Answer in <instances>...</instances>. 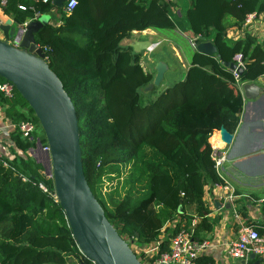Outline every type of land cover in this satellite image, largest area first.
<instances>
[{"label": "trees", "instance_id": "1", "mask_svg": "<svg viewBox=\"0 0 264 264\" xmlns=\"http://www.w3.org/2000/svg\"><path fill=\"white\" fill-rule=\"evenodd\" d=\"M6 1L0 12L16 25L38 15L58 21L42 27L35 38L78 112L84 174L119 235L131 243L138 235L133 244L138 248L160 241V251H168L170 239L191 226L193 217L186 212L194 208L201 218L194 237L203 242L200 230L213 228L205 217L204 189L224 183L209 140L222 127L236 134L244 110V98L225 64L242 54L241 82L264 77V43L250 35L232 41L227 31L242 27L249 15L264 14V0H191L184 25L167 0H77L71 13L55 9L54 0ZM178 28L198 43L212 42L218 54L194 51L185 77L180 68L167 72L162 85L167 79L174 82L147 93L156 72L142 65V53L122 43L135 31ZM5 81L0 77V84ZM0 105L15 125L11 140L25 153L10 160L9 168L0 161V227L8 224L0 233V264H93L77 247L52 179L27 154L39 143L47 145L33 110L17 90L11 99L0 93ZM28 120L37 126L38 141L24 139L18 130ZM127 171L120 186L103 192L107 180H120ZM174 223L171 232L165 229ZM164 229L168 232L160 240ZM136 255L146 264L144 254ZM198 264L214 261L202 256Z\"/></svg>", "mask_w": 264, "mask_h": 264}, {"label": "water", "instance_id": "2", "mask_svg": "<svg viewBox=\"0 0 264 264\" xmlns=\"http://www.w3.org/2000/svg\"><path fill=\"white\" fill-rule=\"evenodd\" d=\"M66 2L54 0L55 9H63ZM49 18L42 16L16 25L0 13V77L15 86L39 121L49 147L46 174L52 177L56 201L82 255L93 264H142L132 249L138 235L133 243L119 235L86 180L78 112L35 38ZM131 47L141 53L151 46L148 42H136ZM196 51L209 56L218 54L216 46L203 39ZM225 67L237 70L239 74L244 72L234 63H226ZM155 71L154 81L146 92L162 85L167 67L158 63ZM261 92L256 83H246L242 96L245 101L256 102L264 97ZM214 133L220 135L221 142L227 146H235L238 141V136L224 127ZM38 145L43 147L41 143ZM260 157L264 158V154Z\"/></svg>", "mask_w": 264, "mask_h": 264}, {"label": "crops", "instance_id": "3", "mask_svg": "<svg viewBox=\"0 0 264 264\" xmlns=\"http://www.w3.org/2000/svg\"><path fill=\"white\" fill-rule=\"evenodd\" d=\"M167 1L174 4L171 8L172 15L177 17L184 25L183 20L186 12L191 7V0ZM40 17L42 16L38 18ZM54 22L57 23L58 21L50 17L48 23ZM246 35L254 37L259 44L264 43V14H256L251 24L243 23L242 27L234 26L227 31V38L232 41L245 39ZM136 42H148L151 46L150 49L141 52L143 54L142 65L148 71L156 72V65L162 63L167 67L168 73L180 68L182 75L183 72L186 75L190 67L192 54L195 51L190 45V38L186 31L179 28L166 31L150 29L143 32L135 31L132 38L126 39L122 44L131 47ZM182 43L188 44L192 51L191 54L186 52ZM256 84L262 89L260 94L264 95V77L259 78ZM14 128L15 125L6 117L3 107L0 105V154L10 160L16 156H25V153L16 148L11 140V133ZM214 135L215 133L212 137ZM236 135L238 141L235 146L229 148V160L222 167L220 175L236 189L238 194L256 195V190L264 188V158H258L259 155L264 154V97L256 102L244 100V110ZM27 154L35 158L46 172L48 161L39 146L27 152ZM213 189V184L207 185L204 189L203 202L209 211L205 217L210 220L213 228L210 232L200 230V238L210 244L203 256L212 258L214 262L219 264H226L222 261V249L215 246V244L217 239L225 236L224 231L230 230V227H232V211L229 210L230 206L227 207L228 205L225 208L223 207L222 201L214 196ZM218 204L220 207L217 206ZM186 213L188 216L193 217L191 224L194 221L196 225L201 222V218L196 216L194 208H190ZM216 220L218 221L214 226ZM174 228L175 223L167 224L165 229L171 232ZM165 229L162 236H160V240H163L168 232Z\"/></svg>", "mask_w": 264, "mask_h": 264}, {"label": "built area", "instance_id": "4", "mask_svg": "<svg viewBox=\"0 0 264 264\" xmlns=\"http://www.w3.org/2000/svg\"><path fill=\"white\" fill-rule=\"evenodd\" d=\"M51 0H44L49 2ZM6 0H1L0 7H5ZM77 6V0H67L64 9L67 13L73 12ZM2 13V12H1ZM256 14L249 15L244 23L251 24ZM39 15L36 19H38ZM191 47L196 51L198 38L190 39ZM44 49V48H43ZM46 53V49H44ZM233 63L245 70V62L242 54H236ZM234 76L236 87L243 92L245 82H241V74L237 70H230ZM0 93L8 99L14 97L16 93L15 86L5 81L0 84ZM18 130L24 139L29 141H38L37 126L33 121H23L18 126ZM221 141V140H220ZM222 143V142H221ZM211 143V158L214 161V167L219 177L224 181L222 184L214 185V196L222 201L223 207L230 206L231 226L230 230L224 231L225 236L217 239L215 246L222 249V261L226 264H264V198L255 199L250 195H240L236 189L222 178L221 171L224 164L229 160V148L222 143ZM42 153L48 161V145L41 148ZM0 161L5 168H9L10 159L0 154ZM47 175V174H46ZM51 178V175H47ZM22 181L27 178L20 176ZM40 188L47 192L44 184ZM241 202L243 203L241 205ZM195 221L191 226L182 228L171 239L168 251H160V242H154L148 245V248L142 249L146 264H198V259L205 254L210 247L209 242H200L195 239ZM236 228V229H235ZM140 254L139 252H135ZM254 256V258H252ZM214 264H219L214 262Z\"/></svg>", "mask_w": 264, "mask_h": 264}, {"label": "rangeland", "instance_id": "5", "mask_svg": "<svg viewBox=\"0 0 264 264\" xmlns=\"http://www.w3.org/2000/svg\"><path fill=\"white\" fill-rule=\"evenodd\" d=\"M0 13H1V12H0ZM43 16L46 17V15H43ZM27 23H28V22H27ZM0 25H1V21H0ZM14 26H16V25H14ZM0 34H1V32H0ZM182 44L184 45L186 52L189 53V54H191L192 51H191V49L189 48L188 44H187V43H185V44L182 43ZM184 76H185V74H184V72H183V75H182L181 78H183ZM173 82H174V81H173L172 79H167V80L164 82V84H163L160 88H158V89L156 90L157 93H159V92H161L162 90H164L166 84L170 85V84H172ZM175 82H177V81H175ZM145 91H146V90H145ZM147 93H148V92H147ZM150 97H152V96H150ZM153 98H154V97H153ZM146 100H147V96H145V98H143L142 103H146ZM210 139H211V138H210ZM220 146H222V145H220ZM127 173H128V171L124 174L123 177L120 178V180H114V181H108V180H107L106 183H105V187H104V189H103V192H104V193H107V192L113 191L115 188H117L118 186H120L121 183L123 182L124 178L126 177ZM263 191H264V188L259 189V190H256V195L259 197L258 199H263V198H264V192H263ZM7 229H8V224H4V225H2V226L0 227V233H4V232H6ZM146 248H148V246H145V247H143V248H138V247H136V246L133 245V250H134V252H139L140 255L143 254V250H142V249H146ZM235 264H237V263H235Z\"/></svg>", "mask_w": 264, "mask_h": 264}, {"label": "bare ground", "instance_id": "6", "mask_svg": "<svg viewBox=\"0 0 264 264\" xmlns=\"http://www.w3.org/2000/svg\"><path fill=\"white\" fill-rule=\"evenodd\" d=\"M211 143H217L219 146L223 145L220 141V135H218L217 133H215V135L210 139Z\"/></svg>", "mask_w": 264, "mask_h": 264}]
</instances>
